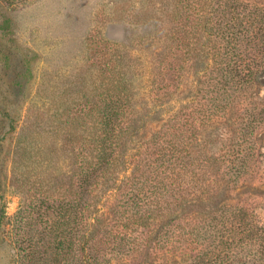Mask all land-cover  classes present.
Here are the masks:
<instances>
[{"label":"rangeland","instance_id":"obj_1","mask_svg":"<svg viewBox=\"0 0 264 264\" xmlns=\"http://www.w3.org/2000/svg\"><path fill=\"white\" fill-rule=\"evenodd\" d=\"M224 2L230 7L226 12L234 8L246 13L250 28L240 32L244 38L236 61L226 57L228 73L220 75L213 62L205 64L204 56L188 45L195 22L194 14L187 18V8L182 21L187 46L179 42L172 49L177 62L168 82L172 94L158 100L153 95L161 87L147 84V76L136 71L144 56L139 42L153 31L152 23H138L139 13L154 7L157 14L156 0H0V211L10 218L0 228V264L20 259L11 226L21 203L9 183L14 132L32 121L37 124L39 114L50 129L53 115L48 114L64 110L60 106H79V88H93L88 83L94 69L88 44L98 41L122 49L120 56L137 73L129 89L130 105L151 110L143 140L162 125L172 124L178 131L182 125L183 145L192 155V165L179 175L170 168L151 175L137 192L138 207L128 206L125 214L139 208L149 223L124 232L127 264H264V75L255 84L247 73L264 66V0H208L209 8L221 14ZM216 21L210 22L213 40L219 31ZM160 27H167L166 22ZM102 260L116 262L109 254Z\"/></svg>","mask_w":264,"mask_h":264},{"label":"trees","instance_id":"obj_2","mask_svg":"<svg viewBox=\"0 0 264 264\" xmlns=\"http://www.w3.org/2000/svg\"><path fill=\"white\" fill-rule=\"evenodd\" d=\"M156 1L157 14L151 11L154 7L139 13L138 23H152L153 31L139 42L138 50L144 56L136 70L147 76V84L161 87L153 99L172 94L168 82L177 67L172 49L179 42L187 46V28L182 23L188 9L187 18L192 13L195 22L190 26L188 45L204 56L205 64L213 62L217 72L226 75V57L236 61V48L244 38L240 32L250 31L247 14L240 15L234 8L226 12L230 7L225 2L218 8L224 9L220 14L209 8L208 0ZM210 16L220 20V24L216 21L219 31L212 34L215 40L209 35ZM162 21L167 27H160ZM88 45L94 68L88 83L93 88H79V106H60L64 110L48 114L53 115L50 129L44 128L45 116L39 114L37 124L32 121L14 132L16 149L9 183L21 199L11 217L20 246L17 264H101L108 254L115 257V264H127L122 250L124 232L128 226L137 231L148 222L139 208L134 214H125L128 206L138 207L141 185L161 169L170 168L176 176L192 165V155L183 145L187 142L182 125L180 131L172 124L162 125L150 139L143 140L151 110L130 105L129 89L137 73L130 69L131 61L120 56L122 49L100 41ZM262 67L248 70L249 81L258 83L264 75ZM234 72L240 73L237 64ZM179 75L183 79L181 72ZM109 203L112 206L106 211ZM5 223L9 225L10 218L1 209L0 228ZM146 239L149 249L151 240ZM137 243L132 238L135 248Z\"/></svg>","mask_w":264,"mask_h":264}]
</instances>
